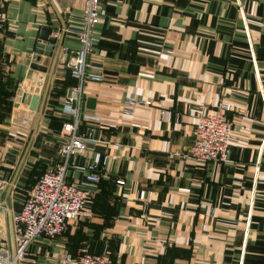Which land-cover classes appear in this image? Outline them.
I'll return each instance as SVG.
<instances>
[{
    "label": "crops",
    "instance_id": "crops-1",
    "mask_svg": "<svg viewBox=\"0 0 264 264\" xmlns=\"http://www.w3.org/2000/svg\"><path fill=\"white\" fill-rule=\"evenodd\" d=\"M81 6L0 0V235L9 247L11 212L57 159ZM41 27L57 31L36 62L44 72L30 68ZM92 37L87 60L104 80L82 86L80 112L94 121L81 128H93L66 178L83 181L94 152L106 162L89 186V213L32 241L27 262L62 264L85 245L108 251L111 264H264V0H99ZM130 98L149 104L126 110ZM220 103L237 136L226 159L184 157L196 115Z\"/></svg>",
    "mask_w": 264,
    "mask_h": 264
},
{
    "label": "built area",
    "instance_id": "built-area-1",
    "mask_svg": "<svg viewBox=\"0 0 264 264\" xmlns=\"http://www.w3.org/2000/svg\"><path fill=\"white\" fill-rule=\"evenodd\" d=\"M99 19V0H82L81 23L73 33L79 43L64 62L75 83L70 87L68 96L61 102L63 116L59 129L57 159L43 167L34 177L30 186L21 197L19 206L10 214L12 246L0 235V264H29L27 250L32 241L39 237H52L62 234L70 221H75L89 213L94 193L89 186L99 181L98 167L103 166L106 157L94 152L85 166L83 181L74 182L66 178L67 168L80 155L89 138L93 124L85 129L83 121L93 120L80 112L82 86L85 82L100 83L104 80L101 65L87 60L95 42L92 37L93 27ZM3 16L0 13V29ZM149 104L148 101L125 100V109L135 105ZM225 105L202 109L197 115L191 131V140L184 157L201 162H221L226 159L230 145L237 136L233 133L232 123L224 113ZM122 179L116 182L122 183ZM3 180L0 179V187ZM62 264H111L108 251L92 252L82 246L74 252L66 251L60 257Z\"/></svg>",
    "mask_w": 264,
    "mask_h": 264
},
{
    "label": "water",
    "instance_id": "water-1",
    "mask_svg": "<svg viewBox=\"0 0 264 264\" xmlns=\"http://www.w3.org/2000/svg\"><path fill=\"white\" fill-rule=\"evenodd\" d=\"M57 31L54 28L50 27H41L39 29L38 33V42L35 44L33 49V57L32 59L34 62L30 65L31 69L44 72L45 68L37 65V61L39 59V55H45L50 56L51 51L53 49L54 44V37H52V34H55ZM41 78V77H40ZM33 80V77L31 78ZM41 83L37 81L34 86L30 87V92H32L28 97V105L29 109L32 110L34 108L39 89H40Z\"/></svg>",
    "mask_w": 264,
    "mask_h": 264
},
{
    "label": "rangeland",
    "instance_id": "rangeland-1",
    "mask_svg": "<svg viewBox=\"0 0 264 264\" xmlns=\"http://www.w3.org/2000/svg\"><path fill=\"white\" fill-rule=\"evenodd\" d=\"M2 214H3V213H2V211L0 210V218H2Z\"/></svg>",
    "mask_w": 264,
    "mask_h": 264
},
{
    "label": "trees",
    "instance_id": "trees-1",
    "mask_svg": "<svg viewBox=\"0 0 264 264\" xmlns=\"http://www.w3.org/2000/svg\"><path fill=\"white\" fill-rule=\"evenodd\" d=\"M80 127H82V123H81Z\"/></svg>",
    "mask_w": 264,
    "mask_h": 264
}]
</instances>
